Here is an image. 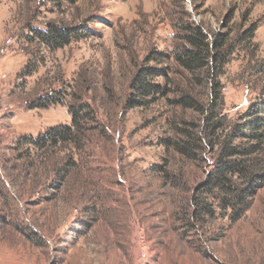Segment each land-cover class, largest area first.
Wrapping results in <instances>:
<instances>
[{
	"label": "rangeland",
	"instance_id": "1",
	"mask_svg": "<svg viewBox=\"0 0 264 264\" xmlns=\"http://www.w3.org/2000/svg\"><path fill=\"white\" fill-rule=\"evenodd\" d=\"M186 25L234 51L219 79L234 126L264 96V0H0V264H264V188L239 221L190 218L214 154L191 161L166 144L175 124L202 120L177 100L211 96L173 58ZM49 26L87 36L50 51L32 32ZM153 53L170 93L127 110ZM83 107L96 114L80 143L19 145Z\"/></svg>",
	"mask_w": 264,
	"mask_h": 264
},
{
	"label": "trees",
	"instance_id": "2",
	"mask_svg": "<svg viewBox=\"0 0 264 264\" xmlns=\"http://www.w3.org/2000/svg\"><path fill=\"white\" fill-rule=\"evenodd\" d=\"M256 30H252V34L251 30L245 34L242 42H251ZM32 32L34 41L38 40L50 51L63 49L73 40H82L87 36L80 26H49L45 32L36 29ZM182 42L181 47L173 51L176 64L189 73L197 84L206 83L211 96L205 104L190 94L177 100V106L196 112L202 116V120L175 124L173 132L177 139H171L166 144L181 157L191 161L202 158L207 152L214 154L208 179L198 186L192 197L191 220L202 224L214 220L219 214H230L232 222H236L252 208L257 193L264 188V96L250 106L236 125H227L219 79L234 51L231 46L226 48L222 36H216L213 42L202 28L193 25H186ZM161 58L159 53L151 54L135 74L130 85L131 95L127 110L147 108L170 93L165 86L155 83L161 77L168 79V69L148 67L152 62H160ZM29 69L26 67L23 73L32 76L35 69ZM56 102L59 101L54 104ZM49 106L51 104L39 105V108ZM94 112L89 107L71 108L70 127L52 128L37 139L23 137L19 145L26 144L43 150L59 143L78 144L88 128L91 131L90 124L94 122L96 114Z\"/></svg>",
	"mask_w": 264,
	"mask_h": 264
}]
</instances>
